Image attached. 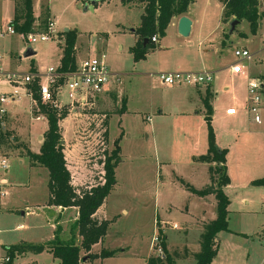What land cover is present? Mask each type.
Here are the masks:
<instances>
[{
    "label": "rangeland",
    "instance_id": "374dc122",
    "mask_svg": "<svg viewBox=\"0 0 264 264\" xmlns=\"http://www.w3.org/2000/svg\"><path fill=\"white\" fill-rule=\"evenodd\" d=\"M17 2L20 0H0V27L14 20ZM33 4L31 34L47 33V25L53 22L51 41L30 47L36 55L25 58L29 47L22 37L0 39L4 73L25 78L33 74L34 66L41 77L29 86L0 81V97L10 98L15 87L21 94L7 102L5 114H0V159L7 162L6 169L0 168V193L4 194L0 197V264L55 261L46 252L12 260L5 249L21 243L47 245L54 240L51 222L42 211L49 199V172L33 167L29 156L41 153L48 130L45 116L36 120L41 114L32 94L36 84H45L48 69L59 66L67 32L77 33L78 57L103 59L117 80L87 106L70 105L65 91L56 95L59 111L68 112L60 129L75 186L103 184L104 162L117 145L120 148L116 185L101 214L105 211L110 223L108 244L113 249H127L123 264H147L152 251L157 253L152 248L157 219L183 228L195 222L203 210L216 214L213 199L208 204L188 188L201 189L208 177L201 157L208 153L209 126L202 113L195 115L197 109H185L200 104V93L189 88L170 90L158 78L162 73L202 70L215 72L219 92L212 102L210 126L217 145L228 150L230 181L224 189L230 202V232L219 235V251L212 264H264V186L253 185L264 178V102L262 124L257 125L246 111L248 82L244 78L264 83V9L258 34L252 35L245 21L231 33L232 22L226 26L222 22L216 0H194L189 8L195 20L191 35L182 37L176 25L170 24L164 37L155 36L159 38L155 48L136 61L132 50L140 40L135 33L141 25L139 11H129L117 0L100 2L93 11L81 0H33ZM237 48L246 49L251 59H237L233 54ZM237 64L243 72L236 75L231 69ZM226 108L237 110L239 124L223 118ZM158 227L164 237L174 228L170 223ZM168 237L172 244L178 240L173 233ZM59 238L62 240L61 235ZM157 238L155 246L161 251L159 235ZM165 244L168 253L175 255L177 248Z\"/></svg>",
    "mask_w": 264,
    "mask_h": 264
},
{
    "label": "trees",
    "instance_id": "16d2710c",
    "mask_svg": "<svg viewBox=\"0 0 264 264\" xmlns=\"http://www.w3.org/2000/svg\"><path fill=\"white\" fill-rule=\"evenodd\" d=\"M81 1L88 4L90 0ZM109 1L111 0H101V2ZM192 2L193 0H122V4L125 6L131 4L144 6L140 28L135 32L140 40L132 50L136 61L144 59L155 48L152 39L155 36L164 37L172 19L185 16ZM219 2L223 5V23L238 21L240 24L245 21L250 26L251 34H257L263 16L260 8L264 5V0H219ZM13 21L15 30L19 35L31 34L35 23L33 0H20L15 4ZM64 36L63 56L60 67L57 69V73L61 75V78L58 79L56 86L63 84L62 76L77 69V33L67 32L64 33ZM145 39H148L147 44H144ZM31 71L33 74L37 73L34 66H32ZM33 89L34 106L38 114L46 117L48 130L44 136L41 153L39 155L29 154L31 164L33 167L45 168L49 172V205L62 210L75 208L78 210V219L72 226L73 237L69 242L64 243L60 240L61 230L58 228L54 241L48 245L36 246L21 243L9 246L5 249L6 257L13 260L16 257H24L28 254L48 252L53 255L57 262L54 264H81L84 259L93 261L95 259L111 258L116 252L102 251L97 256L92 255L91 251L95 245L105 239L108 233L110 223L109 221L99 220L98 212L104 207L108 196L116 185L115 169L121 160L118 156L120 148L117 145L116 150L104 162L105 177L103 184L92 187L75 186L72 183L71 173L64 154L60 129V122L67 118L68 112L59 111L60 109L52 105L43 104L39 97L40 86L36 84ZM53 98L56 99V91H53ZM205 103L207 106L206 121L209 126V147L207 155L201 157V162L211 165L209 168L211 183L202 190L188 188L197 197H215L217 219L204 225L200 252L194 256L196 264H212L218 253L219 235L230 232V202L224 192L230 182L226 165L228 150L220 148L215 141L210 126L213 111L209 102L205 101ZM253 185L264 186V178L253 182ZM158 235L161 239L158 248L163 253L161 256L150 257L147 264H175L173 257L166 249V238L161 230H158ZM154 248L156 249L157 246H154Z\"/></svg>",
    "mask_w": 264,
    "mask_h": 264
},
{
    "label": "built area",
    "instance_id": "2783aa9c",
    "mask_svg": "<svg viewBox=\"0 0 264 264\" xmlns=\"http://www.w3.org/2000/svg\"><path fill=\"white\" fill-rule=\"evenodd\" d=\"M55 25L53 22H49L47 27V33L41 34H28L19 35L14 27V21H11L5 27H0V39L5 36H17L19 35L24 39L27 46L30 48L38 43H45L51 41L55 35ZM152 43H158V38L152 39ZM234 56L239 60H249L251 59L250 53L245 49H235L233 51ZM233 74H241L243 72L242 67L237 64L231 69ZM40 75L30 74L25 78H18L16 75L11 73H4L3 69L0 67V81H8L11 85L19 86H29L32 84L33 80L39 79ZM45 84H40L39 97L43 104L52 105L59 109L56 99L53 98V91L56 93L65 91L68 98V103L70 105H81L87 106L90 101L99 95L104 94L107 86L109 85L113 76L111 75L109 69L107 68L103 59L95 57H88L80 64L77 65L76 71L68 73L63 78V84L56 86L58 79L61 75L57 73V69L50 68L44 76ZM160 83L166 87H208L214 83V75L212 73L203 71L199 73H168L160 74L158 76ZM248 96L246 99L247 108L246 111L248 115L254 120L257 125L262 124V118L260 111L262 109V104L264 102V84L258 80H249L248 82ZM18 87L14 88V93L7 98L6 96L0 97V114H5V109L2 105L9 101H15V97H20L21 94ZM60 93L58 95H60ZM35 104V103H34ZM229 117H236L238 112L236 109H229L226 112ZM39 116L36 118L37 121L42 120ZM0 168L6 169L7 162L5 159H0ZM4 194L0 193V197ZM158 242V238L154 240V244ZM264 247V246H263ZM160 251V250H159ZM162 252V251H160Z\"/></svg>",
    "mask_w": 264,
    "mask_h": 264
},
{
    "label": "crops",
    "instance_id": "0c3cea01",
    "mask_svg": "<svg viewBox=\"0 0 264 264\" xmlns=\"http://www.w3.org/2000/svg\"><path fill=\"white\" fill-rule=\"evenodd\" d=\"M117 1L120 2V4L124 8H127L129 11H132V10L139 11L141 13V16H140V20H141V17L144 14V6L143 5L131 4V5L125 6V5L122 4V0H117ZM216 1L218 2V5L220 6L221 18H222V22H223V5L219 2V0H216ZM193 3H194V0L191 3V5L189 6V8L193 5ZM88 4L90 5V3H88ZM189 8L187 10V13L183 17H187L188 19H190V21L192 22V28H193L195 20H194L193 16H190ZM263 9H264V5L260 8V11L263 10ZM181 18L182 17L173 18L170 24H175L176 28L178 29L179 22H180ZM230 23L231 22H229L227 24L224 23V24L226 26V25H228ZM139 24H141V21H140ZM262 25H263V22H260L259 30L262 27ZM191 31H192V29H191ZM178 32H179V29H178ZM258 32H257V34H258ZM158 43H159V38H158ZM158 43H156V44H158ZM156 44H154V45L156 46ZM62 56H63V51H62ZM62 56H61V59H60V62H59V66L56 69H58L60 67ZM78 56L79 55H78L77 50H76L77 65L80 64L82 61H84L85 59H87L89 57V55H87L84 58H81V57H78ZM79 59H82V60H79ZM36 71H38V70L36 69ZM203 71L212 73L213 75L215 73L214 71H209V70H202V71H198V72H194V73H199V72H203ZM174 72H178V71H174ZM174 72H168V73H174ZM244 78H245V81H247V82H249V80H254L253 78H251L249 76H245ZM112 81H114V78L111 79V81H110L109 85L107 86L106 90H108L110 88V86L112 85ZM114 82H117V80H115ZM167 88H169L170 90H174L175 88H178V89H182V88L195 89L198 93H200L201 102H200L199 105L193 106L194 108L186 107L185 109L186 110L197 109L198 111L196 112L195 115H199L200 113H202L204 115L203 117H205V118H206V115H207V106H206V103H205L206 98L211 96V98L209 99L208 102H209V105L212 108L213 107V104H212L213 99H214V97L216 95H218V92H219V88H218V85H217L216 81L209 87L208 91L205 89V86H203V87L182 86V87H167ZM13 91H14V89H13ZM210 92H212V94ZM225 92H228V90L225 89ZM32 101H33V99H32ZM33 104H34V101H33ZM4 106H5V104L2 105L3 108H4ZM228 108H230V107H228ZM228 108L225 109L224 114H223V118L225 120H229L230 124H239L240 121H239V119H236L237 117H229V116H227L226 110ZM214 110H215V108H214ZM212 111H213V108H212ZM160 114L162 115L163 112H160ZM216 115H217V112H216ZM230 133H231V131H230ZM226 161H227V159H226ZM203 166L206 168V172H207V176H208L207 177V183L201 189H198V190H202V189L206 188L211 183L210 174H209V168L211 167V165L209 166V164L204 163ZM227 171H228V168H227ZM197 198H199L200 200H203L204 202H208V204L211 203V200L213 199L214 202H215L216 214L213 211L211 212V211L208 210L209 212L207 213L206 210H203V212L200 214L199 218H197V220L195 222L189 223L183 228H181V227H179L177 225H173V223L170 222V221L169 222L168 221H160L159 219H157V222H156L157 236H156V238L158 237V230H159L158 224H160V226H162L165 223H168V224L170 223L174 227L173 229L171 228V229H169V231H167L165 233V238H166L165 241L167 243V246H169L170 248H172V247L173 248H177L175 255L171 254V252H170V255L173 257L175 264H196V262L194 261V256L200 252V242H201V237H202V234H203V231H204V225L209 224V223H211V222H213V221H215L217 219V202L215 200V197L214 196H208V197H205V198H200V197H197ZM105 206H106V204L98 212V215L100 216L99 220L108 221L107 218H106V214H105V211H106V209H104ZM102 210H105L103 215L101 214ZM42 211L44 212V216L46 215L45 217H47L49 219V221L51 222L50 226H51V228L53 230V233H54V235H53L54 239H55V236H56V231L59 228L61 230V232H60V235H61V238H62L61 241L64 242V243L69 242L71 240V238L73 237L71 230H72L73 224L78 219V210L75 209V208L62 210V209L57 208L55 206H50L49 205V199H48V203H47L46 207H44V206L42 207ZM230 213H231V211H230ZM171 233L177 235V237H178V240H177V242L175 244H172L169 241V237L168 236ZM67 235H68V237H66ZM193 236H194V238H192ZM108 238H109V234L107 233V236L105 237V239L101 243L95 245L92 248L91 254L98 256V255L101 254L102 251L116 252V254L113 257H111V258L95 259L93 261L96 262L97 264H123L122 260H125L124 257H127V255H128L127 249H124L122 247L118 248V249H113L110 246V244H108ZM48 244L49 243H47V245ZM219 244H220V240H219ZM219 244H218V251H219ZM44 245H46V244H44ZM154 246H155V244H154ZM154 246L152 247L153 250L155 249ZM98 248H99V250L96 251V249H98ZM167 250L169 251L168 247H167ZM156 251H157V253L155 255H153L154 251H152V253L147 258V261H148V259L150 257H153V256L156 257L157 254H158V256H159V254H161L159 249L156 250ZM46 253H48V252H46ZM89 262L90 261H87L86 259H84L81 264H88ZM54 263H57V262L54 261L51 264H54Z\"/></svg>",
    "mask_w": 264,
    "mask_h": 264
},
{
    "label": "water",
    "instance_id": "95a60500",
    "mask_svg": "<svg viewBox=\"0 0 264 264\" xmlns=\"http://www.w3.org/2000/svg\"><path fill=\"white\" fill-rule=\"evenodd\" d=\"M101 2V0H90L89 3V10L90 11H93L95 9V7ZM239 25V22L238 21H233L231 23V33H234L236 31V28L237 26ZM179 34L184 37V38H188L191 34V29H192V22L190 21V19H188L187 17H182L180 19V22H179ZM148 43V39H145L144 40V44H147ZM35 52L29 48L26 53L24 54V57L25 58H30V57H33L35 56ZM65 142L63 141L62 142V145H64Z\"/></svg>",
    "mask_w": 264,
    "mask_h": 264
}]
</instances>
